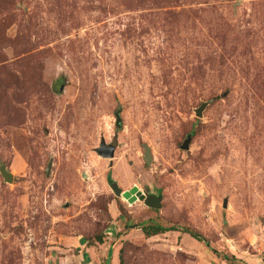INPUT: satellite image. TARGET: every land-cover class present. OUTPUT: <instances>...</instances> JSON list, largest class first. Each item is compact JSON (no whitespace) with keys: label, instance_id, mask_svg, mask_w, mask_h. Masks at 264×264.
I'll return each mask as SVG.
<instances>
[{"label":"rangeland","instance_id":"1","mask_svg":"<svg viewBox=\"0 0 264 264\" xmlns=\"http://www.w3.org/2000/svg\"><path fill=\"white\" fill-rule=\"evenodd\" d=\"M0 166V264H264V0H0Z\"/></svg>","mask_w":264,"mask_h":264},{"label":"water","instance_id":"2","mask_svg":"<svg viewBox=\"0 0 264 264\" xmlns=\"http://www.w3.org/2000/svg\"><path fill=\"white\" fill-rule=\"evenodd\" d=\"M200 112H201V108L196 110V116L200 117ZM115 116V127L117 129L121 128V121L118 115V112L114 113ZM189 140L184 144L183 149H187ZM114 146H106L104 144V142H101L100 146L98 149H96V153L98 156H101L104 159H112L113 158V153H114ZM145 161L147 164H149L152 161L151 155H150V151L147 150L146 156H145ZM0 174L2 176V178L5 180V182H12V175L8 172H6L4 166H0ZM112 193L116 196V197H122L124 198L126 201H128V203L132 204L134 203L136 200H139L141 202H143V204L150 208V209H154L157 210L160 208V200L159 198H155L145 192L141 193L140 190H138V188L136 186H133L129 191H125L123 192L120 188H118L117 184L115 182L110 183L109 185ZM138 198V199H137ZM224 208H226V203L223 205Z\"/></svg>","mask_w":264,"mask_h":264},{"label":"trees","instance_id":"3","mask_svg":"<svg viewBox=\"0 0 264 264\" xmlns=\"http://www.w3.org/2000/svg\"><path fill=\"white\" fill-rule=\"evenodd\" d=\"M169 230L162 228L160 226H156L155 224H149L147 227H145L143 229V233L144 235H146L147 237H152V236H156L162 233H165ZM184 233L188 234L191 238H193L194 240L198 241V242H204V240L202 239V237L200 235H198L197 233L194 232H189V231H184ZM110 254L108 253V258H109ZM119 264H123V260L122 257H119Z\"/></svg>","mask_w":264,"mask_h":264}]
</instances>
